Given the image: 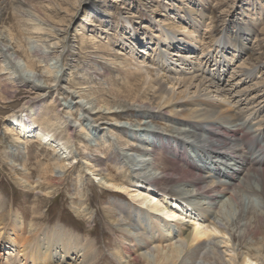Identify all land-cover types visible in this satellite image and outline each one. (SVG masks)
<instances>
[{
    "label": "bare ground",
    "instance_id": "bare-ground-1",
    "mask_svg": "<svg viewBox=\"0 0 264 264\" xmlns=\"http://www.w3.org/2000/svg\"><path fill=\"white\" fill-rule=\"evenodd\" d=\"M243 6H238L242 12L246 10ZM197 9H176L190 28L184 29L187 39L174 42L170 32L164 39H170L171 44L159 39L157 44L163 41L167 49L175 47L171 52L163 47L155 56L139 59L133 45L129 55L119 57L123 55L120 51L110 59L112 66L119 62L123 67L128 59H134V65L129 66L140 78L138 84L127 82L113 99L93 97L63 85L62 69L69 64L65 57L74 47L68 24L55 23L51 15L36 9L33 15L40 22L30 18L33 24L27 31L37 34L41 44L25 48L10 34V40L16 39L18 49L14 52L0 30V101L6 104L3 86L9 80L30 94L19 111L6 117L7 127L14 140L46 144L53 156L51 162L41 164L35 181L26 172L19 176L14 171L24 188L39 196L52 194L73 171L79 156L75 147L82 141L75 133L78 120L72 118L71 106L53 104L44 120L53 127L73 119L74 124L58 138L49 127L36 123L46 98L56 103L59 96L63 100L77 97L75 105L85 120L107 110L113 121L101 124H108L103 128L108 130V149L119 146L134 153L125 160L117 152L107 157V165L113 164L116 173L88 156L77 161L83 167L77 175L82 198L83 185H94L88 178L90 172L101 185L123 191L140 204L130 210V204L113 202L107 210L112 227H120L113 230L109 226L112 233L118 232L112 251L117 264H264V242H256L259 225L264 223V71L259 74V66L249 62L257 51L248 44L254 35L248 22L234 15L235 20L227 21L216 34V29L207 28L215 19L212 11ZM1 23L5 25L0 17ZM80 34L81 43L86 42L85 31ZM90 41L101 42L96 35ZM105 45L110 46V41ZM206 45L211 49L207 54ZM123 113L151 123L165 120L175 129L168 133L149 124L127 127L120 121ZM86 130L83 125L79 132ZM92 130L97 140L105 137L98 127ZM88 146H83L86 152ZM132 184L138 189L131 192L128 186ZM115 196L122 198L121 194ZM82 198H74L71 204L77 213L90 214L89 204ZM245 198L248 211L243 208ZM2 211L0 206V251H6L8 258L4 262L0 259V264H96V241H84L60 226L43 228L36 221L25 224L16 213L6 218ZM236 212L239 215L230 225V216ZM186 214L191 215L189 223L185 222ZM219 236L223 246L215 242Z\"/></svg>",
    "mask_w": 264,
    "mask_h": 264
},
{
    "label": "rangeland",
    "instance_id": "rangeland-1",
    "mask_svg": "<svg viewBox=\"0 0 264 264\" xmlns=\"http://www.w3.org/2000/svg\"><path fill=\"white\" fill-rule=\"evenodd\" d=\"M242 3L243 7L246 8L244 12L238 7ZM261 5L263 7L258 8ZM177 8L181 11L186 8L193 10L204 8L205 11H212L211 13L215 15V19L209 21L210 26L207 28L209 30L216 29V34L225 28L227 21L235 20L234 15L235 17L243 18L248 22L254 34L248 44L249 46L253 44V48L255 47V51H257L249 62L257 65V67L259 66L258 72L262 74V70L264 71V0H0V17L5 21V25L3 23L0 24V30L3 31V36L8 39V48H11L12 52H14L18 48H16L15 44L16 39H9L10 34H13L14 37L17 36L18 40L23 42L25 48L41 44L38 41L37 34H30L27 31V29L32 28L33 24V21L29 20L30 18L35 20V23L40 22L33 15L36 9L51 15L55 23L63 22L61 24L64 26L68 24L72 34L71 39L74 49L72 48V51L67 53L69 56L66 54L67 57H65L67 58L65 59L66 63L68 60L69 64L62 69L63 85L81 93H88L90 96L94 94L93 97L100 95L103 98L113 99L118 91H122L125 88L127 82L131 81L130 83L132 84L140 83V78L136 76L135 71L133 72L134 59H128L126 62L128 64L124 67L119 62L112 66L109 61L115 54L117 55L121 51L123 55L118 54V56L125 57L124 55L130 54V47L136 45L139 59H142L143 57H140L143 55L147 59L155 56L156 51L161 50L163 47H165L164 51L166 52H171L175 48L172 45L171 50H169L167 49L168 46L164 44L165 42L163 41L166 40L164 37L167 32L173 33L174 42H178L177 40L181 38L187 39L184 29L190 27L188 26V21L185 22L181 19L176 10ZM77 23L79 26L75 28ZM94 23H98V25L95 26L93 25ZM83 30L87 41L81 43L82 35L80 33ZM44 35H47L46 32ZM94 35L101 42L93 44L90 38ZM159 39H163V41L157 44ZM109 41L110 46L105 45ZM133 42L134 44H132ZM166 42L172 43L170 39L166 40ZM182 45L184 47L186 43L183 42ZM208 45H206L205 54L211 50ZM13 46L15 47L13 48ZM101 50H103V53H101ZM185 50L186 53L190 51L188 48ZM22 57L27 61L25 56ZM129 64L132 65L129 66ZM38 69L41 70V67H38ZM6 78H8V75ZM6 82L3 86V90L7 95L6 104L0 101V206L3 210L2 213L6 218H10L9 213H16L23 217L25 224L36 221L38 226L43 228L51 229L54 226H60L67 231L73 232L81 239H84V241L87 239L94 240L98 243L97 248L99 250V257L95 259V263L117 264L112 251L115 248L116 234L118 232H111L109 226L112 227V223L108 220L107 210L110 209L109 207L113 205V202H119L124 205L130 204V210H134L140 204L132 201L130 196L123 191L111 190L112 188L101 185L97 176L90 174V172H88V178L94 181V185H83L85 197L82 198V194L79 193L80 184L77 176L83 170V167L79 166L80 164L77 161L79 159L84 161L85 156L97 160L104 168L111 167L112 169L114 165H107L106 163L108 156L117 152L125 160L128 158L127 156L134 154L128 149L122 150L119 146L114 150L108 149L109 145L106 142L108 130L104 129L105 131H103V128L108 125L105 124L106 122L110 123L113 121L109 117L111 114L104 110V114L96 116L94 119L85 120L83 119V112H80L75 105V102L78 101L77 97L75 98L74 96L73 99L63 100L64 97L59 96L61 100L56 103L54 100L46 98L47 102L42 105L43 110L37 114L36 123L40 126L49 127L54 136L58 138L67 126L74 124L73 119L68 118L69 120L65 124H58L53 127L48 126L44 120H47L50 115L49 109L53 104H60L62 108L71 106L72 118H77L78 120V123L74 126L76 129L75 133L82 142H80L81 144L77 142L75 147L79 156L76 158L77 161L74 163L73 171L66 175L67 177L60 185L54 187L52 194L39 196L32 190L24 188L17 181L14 171L19 176L26 172L32 181L37 180L43 166L41 164L52 161L49 160L53 157L51 155L52 151L43 143L22 144L20 140L16 141L13 139V133L7 127L6 117L13 111H19L30 94L28 89L17 88L10 80ZM41 100L39 99L37 102L41 104ZM120 119L121 124L127 127L139 128L141 126V128H144L145 124H149L154 129L159 128L168 133L175 129L174 124L165 120L154 119V123H151V120L146 118L142 120L134 114L123 113ZM102 122L105 123L101 124ZM83 125L87 130L84 133H80L79 131ZM93 126L98 127V131L104 132L105 137L97 140L94 134L95 131L92 130ZM89 132L90 134L87 135ZM113 143L115 145V142ZM85 144L89 145V152L83 149ZM96 147H99L100 151L99 149L95 151ZM207 166L211 167L210 162H208ZM111 169V173H116L117 170ZM128 187L131 192L138 189V186L134 184ZM108 193L113 195L110 194L109 196ZM114 194H121L122 198ZM74 198L86 199L89 204L90 210L88 212L90 214L77 213L71 204ZM259 204L262 205L261 200ZM243 208L245 211L250 209L246 198ZM186 215L188 217L185 222H191V215ZM238 215L239 212H236L235 215L230 216V225L236 220ZM128 222H132L131 219ZM261 224L264 225V223ZM261 224L259 225L260 229L258 228V237L260 238L257 237V243L258 241L260 243L264 242V226ZM112 228L114 230V228L120 227L114 224ZM142 229L144 230V228ZM220 241H223L221 236L215 242H218L219 246H223L224 244L220 243ZM247 248L251 250L250 247ZM2 253L4 254L2 256L0 254V259L4 262L8 258V254L6 251ZM225 254H228V252ZM227 259L228 256L225 260L227 261ZM139 264H144V262L139 261Z\"/></svg>",
    "mask_w": 264,
    "mask_h": 264
}]
</instances>
